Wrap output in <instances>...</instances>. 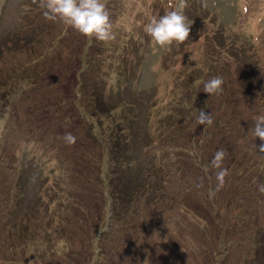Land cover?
Instances as JSON below:
<instances>
[{
  "label": "rangeland",
  "instance_id": "374dc122",
  "mask_svg": "<svg viewBox=\"0 0 264 264\" xmlns=\"http://www.w3.org/2000/svg\"><path fill=\"white\" fill-rule=\"evenodd\" d=\"M103 2L108 43L45 19L40 0H0V91L10 94L0 100V264H252L236 243L260 242L242 202L264 222V153L252 135L264 115V0H187L190 36L164 49L144 26L180 0ZM216 76L222 91L203 93ZM92 83L113 107L102 121L88 109ZM201 109L211 125L198 123ZM93 124L107 135H91ZM110 132L121 148L105 160L97 138L105 145ZM220 149L229 175L210 198L219 170L203 165ZM245 164L261 173L242 177Z\"/></svg>",
  "mask_w": 264,
  "mask_h": 264
},
{
  "label": "clouds",
  "instance_id": "9594fccd",
  "mask_svg": "<svg viewBox=\"0 0 264 264\" xmlns=\"http://www.w3.org/2000/svg\"><path fill=\"white\" fill-rule=\"evenodd\" d=\"M39 6L44 9L45 19L62 22L86 38H95L104 43L116 39L110 13L103 0H40ZM187 6V0H180L176 9L168 11L158 19L151 18L144 26V31L151 38L154 46L164 49L173 43L182 44L189 38L193 22L184 15L183 10ZM202 6L207 5L202 4ZM222 84L221 77H213L203 84V93L209 96L218 94L222 91ZM197 119L201 125L213 123L211 115L203 109L200 110ZM252 135L259 138L261 143L256 147L264 153V115L255 118ZM63 139L68 144H74L76 138L72 133L67 132ZM225 157L226 152L220 149L215 152L211 161V166L219 171L216 172L217 186L209 192L210 198L224 186L225 178L229 175L228 169L222 167ZM258 191L264 194V181L258 184Z\"/></svg>",
  "mask_w": 264,
  "mask_h": 264
},
{
  "label": "trees",
  "instance_id": "16d2710c",
  "mask_svg": "<svg viewBox=\"0 0 264 264\" xmlns=\"http://www.w3.org/2000/svg\"><path fill=\"white\" fill-rule=\"evenodd\" d=\"M118 5V4H117ZM117 5H113V6H117ZM81 62H82V59H81ZM79 72H80V70H79ZM74 77L76 78V74H74ZM77 79H78V81H77V83L79 84V86L81 87L82 86V92H83V88H84V81L82 80V79H80L79 77H78V73H77ZM81 81H80V80ZM83 82V83H82ZM85 86L87 87V84H85ZM78 93H80L79 92V90L78 91H76V95L78 94ZM87 93H88V95L89 96H91L92 97V101L93 100H97L96 101V103L93 101V104L91 105V104H88V106H90L88 109H91V110H94V108H97L98 109V111H99V114H100V118H99V120L98 121H102L103 120V117L104 116H109V115H113L112 113H111V109L113 108V107H106V105L104 104V102H103V96H102V94H101V92H100V94L96 91V88L94 87V85H93V83L90 85L89 84V86L87 87ZM4 94H6V96L7 97H9V95L10 94H7V93H3L2 91H0V100L2 99L1 98V96L2 95H4ZM81 94V93H80ZM236 104V103H235ZM3 107V105H1L0 104V109ZM88 109H83L84 111H86V110H88ZM206 113H208L207 111H205ZM84 114V120H85V122L87 123V124H89L92 120H89L88 119V117H87V115H86V113H83ZM96 113H90V117L92 118V116L93 115H95ZM115 119V118H114ZM89 123H88V122ZM115 121L116 122H118V119H115ZM91 124V123H90ZM131 125V124H130ZM93 126H94V124L92 125V127L90 128V131H91V135H92V133H94V132H96V131H99V130H103V133L104 134H106L107 135V130H104V128H98L97 126L96 127H94L93 128ZM129 129V128H128ZM110 130H112V129H110ZM130 132V131H129ZM131 133V132H130ZM119 134V133H118ZM94 135H98V133H96V134H94ZM112 135H117V134H115L114 132H110V137H105V139H107V144H103V139H102V137L101 138H97L98 140H99V142L100 143H102V145L101 144H99V142H98V144L100 145V147H102L103 146V149H104V153H102L103 154V156H104V159L105 160H107V158H108V154H117V153H119L120 152V148H121V144L119 143V141H120V139H116V140H112L111 138H114V137H116V138H119L118 136H112ZM108 139H110V141H108ZM211 161L212 160H207L206 161V163H205V165H203V167H207L208 168V173L211 175V174H213L214 172H216V170H219V169H216V168H213L212 166H211ZM223 167V166H222ZM223 168H227V166H225V167H223ZM252 170H255V171H258L259 173H261L258 169H255V167L253 168V166H247L246 164H245V167H243V168H241L240 170H239V174L242 176V177H248L249 176V174H248V172H250V171H252ZM5 178H7L8 179V176L6 175L5 176ZM211 184L209 183L208 184V186H210ZM211 187V186H210ZM250 187H249V185L248 184H243V185H241L240 186V193H241V195H244V198H245V200L247 201L248 200V198H247V195L249 194V193H253L254 192V190H253V188H252V186H251V189H249ZM120 190H122V191H125V192H127V189H126V187H120L119 188ZM132 191H134L133 189H132ZM161 191V190H160ZM160 191H158V192H160ZM155 193H156V191H154ZM207 192H209V189L207 190ZM162 193H163V191H162ZM161 193V194H162ZM176 199V198H175ZM164 201V200H163ZM174 202H175V200H174ZM208 202H211L210 200L208 201ZM238 202V201H237ZM241 203V202H240ZM34 205V204H33ZM33 205H27L26 206V208L23 210V212H25V214H29V213H31L30 212V207H32ZM115 207L117 206V205H114ZM239 211H240V213H239V217L240 218H242V220L246 223V225H248V224H251V225H249V226H251V229H252V232L256 235V240L258 239L260 242H259V245H255V244H253V245H250V246H248V240L249 239H247V237L244 235L243 236V238L241 237L240 238V240H241V242L240 243H236L238 246H242V248H243V252H245V254L247 255V257L249 258V259H251V263L252 264H254V258H255V253L256 254H258L259 253V255H263V254H261L260 253V250L263 248L264 249V237L261 239V238H259V234H258V232H257V229H261V227H263V226H260V225H258L257 224V222H259L260 224H262V225H264V222L262 223V220H259V218H260V214H259V212L258 211H256V209H255V206L251 203V201H249V202H247L246 204H244L243 202H242V204L239 206ZM30 215H32V214H30ZM34 215H36V214H34ZM39 215V214H38ZM38 215H36V218H37V216ZM264 216V215H263ZM35 218V219H36ZM41 219V218H40ZM264 221V220H263ZM251 222V223H250ZM244 223V224H245ZM252 233V234H253ZM249 241H251V240H249ZM222 244V253H223V255H222V258H223V256H226V255H228V254H230V253H228L227 252V250H226V248H225V246H224V243L222 242L221 243ZM24 245V244H23ZM246 245H247V247H246ZM261 252H264V250L263 251H261ZM220 254V253H219ZM224 260V259H223ZM223 264V263H222Z\"/></svg>",
  "mask_w": 264,
  "mask_h": 264
}]
</instances>
